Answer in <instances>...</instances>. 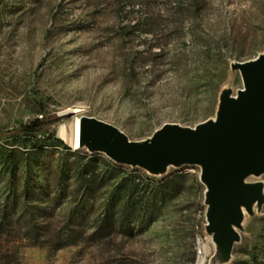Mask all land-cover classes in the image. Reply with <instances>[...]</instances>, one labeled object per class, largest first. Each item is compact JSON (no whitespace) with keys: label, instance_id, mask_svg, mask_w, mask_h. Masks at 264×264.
<instances>
[{"label":"rangeland","instance_id":"rangeland-1","mask_svg":"<svg viewBox=\"0 0 264 264\" xmlns=\"http://www.w3.org/2000/svg\"><path fill=\"white\" fill-rule=\"evenodd\" d=\"M263 54L264 0H0V133L46 119L35 139H0V264H264V203L224 260L206 242L200 167L153 176L60 134L82 117L133 142L195 128L243 89L232 65ZM167 181L165 196L145 193L150 215L125 221L124 198L112 204ZM246 182L264 195V175Z\"/></svg>","mask_w":264,"mask_h":264},{"label":"water","instance_id":"water-1","mask_svg":"<svg viewBox=\"0 0 264 264\" xmlns=\"http://www.w3.org/2000/svg\"><path fill=\"white\" fill-rule=\"evenodd\" d=\"M231 68L240 73L243 89L236 96L222 92L214 120L195 128L167 124L149 140L133 142L112 125L82 117L76 148L153 176L169 168L200 167L206 232L224 260L239 241L244 212L251 215L254 205L264 203L262 184L246 182L264 175V54Z\"/></svg>","mask_w":264,"mask_h":264},{"label":"trees","instance_id":"trees-1","mask_svg":"<svg viewBox=\"0 0 264 264\" xmlns=\"http://www.w3.org/2000/svg\"><path fill=\"white\" fill-rule=\"evenodd\" d=\"M46 119L42 117L41 119H35L29 124L23 125L16 130L6 131L4 133H0V139H7V138H27V139H35L37 138V130L38 127L45 121ZM60 145L64 148L68 149L63 142L58 141ZM138 185L132 186H125L123 190H120L116 195L115 199H117L114 203L118 201V204L121 200L124 201L122 203L121 212L124 213L125 216L124 220L126 221L130 217L138 216L142 213H148L150 215L152 208L155 206V203L150 202L148 199L144 201L145 193L149 195V198H156L158 196H165L167 193L172 192L174 189L173 181H167L162 183H151V185L146 184L141 189H137ZM150 189V190H148ZM140 191V197H135V193ZM123 194V195H122ZM138 198V199H137ZM121 220V217L118 218ZM124 221V222H125ZM119 224H123L121 221Z\"/></svg>","mask_w":264,"mask_h":264},{"label":"bare ground","instance_id":"bare-ground-1","mask_svg":"<svg viewBox=\"0 0 264 264\" xmlns=\"http://www.w3.org/2000/svg\"><path fill=\"white\" fill-rule=\"evenodd\" d=\"M79 129H80V120L75 121L74 125L71 128V131L69 129L70 133H68V131L65 128H61L60 130V134L63 137V139L66 140V142L75 149L78 146ZM209 239L210 241H212L210 236ZM199 243H200V256H201V253L204 252V250H206L207 247L205 246V244L203 245L199 239H197V245H199Z\"/></svg>","mask_w":264,"mask_h":264},{"label":"built area","instance_id":"built-area-1","mask_svg":"<svg viewBox=\"0 0 264 264\" xmlns=\"http://www.w3.org/2000/svg\"><path fill=\"white\" fill-rule=\"evenodd\" d=\"M206 224H207V223H206ZM209 241H210V239H209V237H207L206 242H209ZM197 254L200 255V243H199V245H197Z\"/></svg>","mask_w":264,"mask_h":264}]
</instances>
